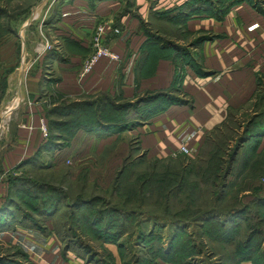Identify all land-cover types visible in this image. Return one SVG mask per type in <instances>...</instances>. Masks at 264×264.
Returning a JSON list of instances; mask_svg holds the SVG:
<instances>
[{
    "label": "crops",
    "instance_id": "1",
    "mask_svg": "<svg viewBox=\"0 0 264 264\" xmlns=\"http://www.w3.org/2000/svg\"><path fill=\"white\" fill-rule=\"evenodd\" d=\"M27 1L25 15L4 21L9 29L0 35V81L5 85L1 103H6L4 116H9L0 136V201L7 194V176L20 164L50 154L39 149L46 135L38 121L62 116L48 114L49 109L82 105V120L95 126L72 127L48 157L72 163L69 179H80L79 189L91 184L103 191L122 163L169 165L182 157L202 161L215 134L264 83V3L258 9L235 2L220 19L200 4L185 6L189 0L171 4L173 10L182 6L179 16L184 20L177 28L198 39L192 45L195 67L181 63L175 68L172 50L148 41L137 17L117 11V0ZM208 1L213 9L215 1ZM95 34L118 61L100 59L80 77ZM180 143L187 155L178 153ZM263 151L264 135L256 147L258 154ZM110 190L121 192L112 185ZM175 222L168 236L176 229L181 245L193 226ZM0 244L15 246L27 264H89L63 250L52 232L16 221L0 231ZM176 255L184 256V262L190 258L181 249ZM155 264L173 263L158 258Z\"/></svg>",
    "mask_w": 264,
    "mask_h": 264
},
{
    "label": "rangeland",
    "instance_id": "2",
    "mask_svg": "<svg viewBox=\"0 0 264 264\" xmlns=\"http://www.w3.org/2000/svg\"><path fill=\"white\" fill-rule=\"evenodd\" d=\"M117 1V11L124 10L129 16L137 17L144 31L153 37L152 43L166 42L165 45L177 49L174 61H178L179 55L182 61L197 60L191 46L195 38L183 34L182 28L166 19L173 10L169 6L177 0ZM246 1L258 9L264 3V0ZM27 4V0H0V33L4 31L7 16L4 7L14 15ZM81 69L82 63L80 77L86 75H81ZM4 94L5 91L0 92V136L9 118L4 116L6 103H1ZM263 110L264 83H260L254 98L233 113L220 133L215 134L213 143L218 146H208V155L213 152L210 155L213 162L207 161L209 168L203 160L182 157L169 165L136 160L114 169L120 168L119 173L129 171V177H121L123 182L120 178V186L139 185L146 173L156 174L155 186H162L166 181L163 172L168 170L173 174L170 180L174 185L178 181L183 185L180 193L132 191L130 201H126L125 191L110 190L114 179L103 191L91 184L79 189L80 179H69L68 168L72 163L66 158L48 157L54 150L50 149L49 155L36 156L7 176L10 211L22 224L34 225L44 233L52 232L62 248L68 249L65 251L84 263L155 264L162 251L168 249L173 235L168 236V228L171 231L170 225L176 221L177 225L193 226L188 239L194 248L188 253V264H237L239 259L234 255L242 252L246 240L248 262L264 264V152L258 154L251 149L255 141L253 126L259 123L257 117ZM62 140L63 137L54 140L52 148H58ZM168 186L165 182L164 187L154 190ZM77 193L78 197L74 198ZM94 194L100 196L95 200L85 199ZM50 205L52 211L46 215L44 211ZM94 216L98 217L96 224ZM0 264L27 263L15 246L0 244Z\"/></svg>",
    "mask_w": 264,
    "mask_h": 264
},
{
    "label": "trees",
    "instance_id": "3",
    "mask_svg": "<svg viewBox=\"0 0 264 264\" xmlns=\"http://www.w3.org/2000/svg\"><path fill=\"white\" fill-rule=\"evenodd\" d=\"M214 1H215L214 2L215 6L213 7V9H212V4L208 0H206V1L205 0H189L188 2L185 3V6H187L188 3L189 4H194V5L200 4L202 10H206V11L211 10L210 12L212 14H214L215 18L220 19L223 16V14L225 13V11L227 10L228 7H230L231 5H233L235 2H241V1H246V0H214ZM247 3H249V2H247ZM249 4H251L253 6L252 3H249ZM178 8L179 9H177V8L175 9L174 8L175 10H172V11H174L175 13L172 14V15L170 14V15H168L166 17V19L168 21L173 22L175 24L176 23H182L183 22L184 19L179 16V12H180V9L182 8V6L181 7H178ZM25 12H26V8L24 7L20 11L14 13V15H11V14L8 13V11H5V7H4V13L7 14L5 21H9V19H11L13 16L14 17L15 16H19V17L22 18L25 15ZM121 12L123 13L125 11L122 10ZM8 29L9 28L6 25H4V31H2L0 33V35L3 34ZM147 37H148L147 38L148 41L149 40L151 41V38L153 39V37H151V35L148 32H147ZM197 41H198V39H195L194 45H195V43H197ZM161 43H162V45H164V46L168 47L170 50H172V52L174 53V57H176L175 53H177V49L175 47L170 46V45H165L166 42H161ZM173 62H174V67L175 68H177L178 64H181V63H186V64H188V65H190L192 67H195L192 59H188L187 61H185V60L182 61V55H179L178 61H174L173 60ZM176 79H177V76H174V82L176 81ZM4 86H5L4 85V82L0 81V92L3 91ZM73 106L71 107V105H69V107H67L64 104H62L60 106H57V107H54V108L48 110V114H54L55 117L56 116H62V117H60L61 119H59V120L53 118L52 120H48L47 122H46L45 118L43 119L44 120V123H45V126H46V136H45L46 138H45V141L39 147L40 150L48 151L50 149L51 150L52 149H55V148H52L54 146L53 145L54 144L53 143L54 140H57V139L60 140L61 137H63V140H64V137L66 136V134H68L71 131V128L74 127V126H83V128H87L88 126H86V125L95 126L93 124L87 123V122H91V121L82 120V114H83L82 113V105L76 104V105H73ZM71 110H73L72 117H68L67 119L65 118L64 121H62L63 118H64V116H65V114L66 113L69 114L71 112ZM257 119L260 120V121H259L258 124H256V125L253 126V129H254V134H253L254 137L253 138H255L254 139L255 141H254L253 145L251 146L252 151L256 150V147L258 145L259 138L264 135V110L262 111V113L260 115H258ZM121 121H124V119H122ZM116 123L117 122H115V124ZM117 124H119V123H117ZM96 127H98L97 124H96ZM119 127H122V125H115V128H119ZM107 128H108L107 130H113V128H110L108 126H107ZM52 130H56L57 135H59V136L52 134ZM61 133H63V134L61 135ZM212 146H214V148H215V147L218 146V144L217 143H213ZM210 155H208V151H207V157H208V159H205L206 158L205 157L203 159V161L204 162H207V161L208 162H213V157H210ZM203 161H201V162H203ZM208 162H207V164H208ZM127 164L129 165V163H127ZM207 167L209 168V164H208ZM117 175L118 176L114 179V185H113V187L115 189H120L121 192H124V191L126 192L125 195L123 196L126 201H130V199H131L130 198V194L132 193V191L133 192H137V193H141V194L149 193V192L162 193L164 191H165V194H166L167 191H170L169 193H175V192H179L180 193V192L183 191V185L179 184V181L178 182H175V185H174V182H172L170 180V179L173 178V174L170 173L168 170H166V171L163 172L162 178H165L166 179L165 182H167L169 186L166 189H161L160 191L154 190V189H159V188L164 187L165 182L162 183V186H155L154 179H156L158 177L156 174H153V173L147 174L146 173L142 177L143 180L140 181L139 183L137 182L139 185H135V186H131V185H129V186H120V184H119L121 177L122 178L129 177V171L127 169L121 171L120 173L118 172ZM204 176H205V174H204ZM179 177L180 178H183L182 175L179 176ZM122 178H121V182L124 181ZM8 180H7V189H8V183H9ZM170 184H172V185H170ZM8 194L9 193L7 191L6 196L3 197L2 200H1V202H0V231L8 228L14 221L19 222L20 224H22L20 221H17V220H15L13 218L14 215L10 211L11 210L10 209L11 208V205L7 201L9 199V195ZM96 198L97 197H93L91 199L95 200ZM80 202L82 204L83 201H79V202L76 201L75 203H80ZM89 202H92V201H87L88 204H89ZM51 211H52V205H50L48 207V209H46L44 212H47L46 215H48V213L51 212ZM121 213H123V212H121ZM97 218L98 217L94 216V218H93L94 224H96L95 221L97 220ZM210 218H213V217H210ZM205 219H209V218L207 217ZM101 220L102 219L100 218L97 221V223L100 222ZM88 222H90V221H88ZM207 222L208 221L205 220V224L206 225L209 224ZM22 225H24V224H22ZM24 226L29 227V228H34L36 230H39L38 228H35L36 226L31 225V224L24 225ZM174 231H175V229H174ZM174 231L172 232L173 235L171 236V239L169 240L168 249L165 250V251L163 250L162 253H161V255L158 256V258L163 259V260L170 261L173 264H188V262H184V260H182L184 256L176 255V253H177V251L179 249H181V251H183V253H185V254H187V255L190 256V254H188V253H190V251L194 248L193 247L194 245L189 241V239H188L189 237L187 238L186 241L182 242L181 245L178 244L177 241L175 240L176 233H174ZM218 232H219V234H221L223 232V230L221 229V227H220V229H219ZM208 234H210V233L208 232ZM247 242H248V240H246L242 244V248H243L242 249V252L241 253H237L236 252L235 255H234V256H237V258L239 259V260H237V262L238 261H245V260L246 261H249V259H248V256H249L248 255V250L246 248L247 247V244H246ZM63 250H68V249H65L63 247ZM242 253H244V254H242Z\"/></svg>",
    "mask_w": 264,
    "mask_h": 264
},
{
    "label": "built area",
    "instance_id": "4",
    "mask_svg": "<svg viewBox=\"0 0 264 264\" xmlns=\"http://www.w3.org/2000/svg\"><path fill=\"white\" fill-rule=\"evenodd\" d=\"M92 48L93 51L90 56L82 61L81 75L89 73L93 65L100 59H106L111 62L118 61V55L102 43V40L100 39L98 34H95L92 38ZM38 124L39 131L43 136H45L46 126L44 120L42 118H39ZM188 152L189 150L186 148V146L183 143H180L178 146V153L187 155Z\"/></svg>",
    "mask_w": 264,
    "mask_h": 264
}]
</instances>
